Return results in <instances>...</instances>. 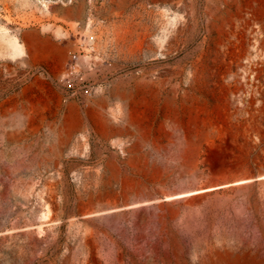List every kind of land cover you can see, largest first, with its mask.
I'll return each mask as SVG.
<instances>
[{"label":"rangeland","instance_id":"1","mask_svg":"<svg viewBox=\"0 0 264 264\" xmlns=\"http://www.w3.org/2000/svg\"><path fill=\"white\" fill-rule=\"evenodd\" d=\"M72 1L0 0V264H264V176L217 186L244 176L227 163L264 139V0H88L83 25L55 10ZM31 28L64 57L16 54ZM80 43L98 57L93 77L109 82L87 104L59 83ZM114 82L123 97L110 95ZM102 97L59 150L67 104L84 116ZM200 124L216 131L199 152L211 173L174 215L123 206L89 216L75 202L100 187L109 149L123 155L136 134L182 148L174 129Z\"/></svg>","mask_w":264,"mask_h":264},{"label":"water","instance_id":"2","mask_svg":"<svg viewBox=\"0 0 264 264\" xmlns=\"http://www.w3.org/2000/svg\"><path fill=\"white\" fill-rule=\"evenodd\" d=\"M55 10L60 14H68L81 17L83 21L87 19L88 0H73L69 5H59ZM28 31H35L41 37H48L42 35L39 29L31 28L20 32V39L23 34ZM50 39V38H49ZM137 77V75H136ZM240 100V96L235 98V102ZM115 126L123 127L124 119L121 122L111 121ZM182 140L183 146L191 141L194 145L193 154L190 158H185L182 148H174L167 150L158 146L145 137L140 135L134 136L133 142L124 148V154L120 155L117 151L109 149V155L102 162V175L100 187L97 190H89L86 194H80L75 198V202L83 208L93 205L113 204L114 200L122 202L124 198L123 189L118 187L116 182L113 189H108L105 177L106 160L113 158L115 166L123 175L125 173L132 174L136 181V194L133 199L141 201L144 199L165 198L166 196H178L190 194L203 190L201 180L208 175L207 170L199 164V152L203 142L216 134L212 126L200 124L194 127L189 133H186L180 127L174 129ZM136 142V171L131 166V158L133 157L132 148ZM62 150L65 153L66 148ZM264 148V139L259 144L254 145V153L256 157H260V150ZM262 157V156H261ZM264 176V166H261L253 173H246L239 178H229L224 183L217 186L230 185L232 183L251 180L250 185L259 183V179Z\"/></svg>","mask_w":264,"mask_h":264},{"label":"bare ground","instance_id":"3","mask_svg":"<svg viewBox=\"0 0 264 264\" xmlns=\"http://www.w3.org/2000/svg\"><path fill=\"white\" fill-rule=\"evenodd\" d=\"M61 15H63V17L66 19L73 20V21L74 20L79 21L81 25H83L84 22H86V21H83L81 17L77 14L75 16L68 15V14H61ZM45 38H48V37H41L35 31H28L22 36V40L24 44H19L15 49V53L19 55H25V52H27V56L32 57L42 51H51V52L57 53L61 58H63L64 51L61 50L55 44L51 43L49 41L50 40L49 38H48L49 40ZM122 85L123 83L114 82L110 90V95L123 97L125 93H124V90L122 89ZM108 100H109V97H102L94 101L92 105L90 106L91 110L89 109L86 110L84 113L85 114L84 116L80 114L81 112L78 111L74 103H68L66 106V114L64 117V125L66 129L62 133L63 138L59 137L58 139V146H57L58 149L60 150L62 144H65L69 134L75 131L76 129H78L80 124L83 122L84 117H88L91 111L94 112L95 110L103 109L104 104L107 103ZM128 123L134 129L137 128L136 122L132 118H129ZM103 125L105 127L104 131L105 132L108 131V128L110 127L108 126V124H106L105 120H104ZM134 145L132 148V152L134 155L130 160L131 166H133L134 168L132 172L136 171V150H134ZM182 149H183V152H182L183 155L185 151H192L193 153L194 145L191 141H189L187 142V144H184ZM108 175L110 176V178L108 177ZM105 177H106L107 187L109 190L113 189L116 182H118V187L123 189L124 191L123 201L118 202L117 200H114L113 204H110V205L93 204V205L87 206L85 208L89 210L87 214L89 216L112 213L114 211L120 210V208L123 206H125L124 207L125 209L126 208H136L138 211L142 210V209H139L142 206H149L148 208H152L155 210L160 209V208H165L168 210L169 214L174 215L176 213V209L172 208L171 206H174L177 199L184 198L190 195H194L196 193H200V191L202 192V190H199L197 192H193V193L185 194V195L168 196L167 201H164V202H160V201L149 202V201L156 200L159 198L152 199V200L144 199L141 201H136L135 199H133V195L136 194V181L133 175L128 174V173H125L122 175L120 171L117 170L113 158L108 159V161L106 162ZM247 181L249 180H245L240 183H245ZM204 190L205 189H203V191ZM155 203H160V204L154 205ZM144 211L147 212L148 210L145 209Z\"/></svg>","mask_w":264,"mask_h":264},{"label":"built area","instance_id":"4","mask_svg":"<svg viewBox=\"0 0 264 264\" xmlns=\"http://www.w3.org/2000/svg\"><path fill=\"white\" fill-rule=\"evenodd\" d=\"M97 58L80 43L78 50L69 53L59 76V83L67 93L84 104L107 91L108 81L93 77L98 70Z\"/></svg>","mask_w":264,"mask_h":264},{"label":"trees","instance_id":"5","mask_svg":"<svg viewBox=\"0 0 264 264\" xmlns=\"http://www.w3.org/2000/svg\"><path fill=\"white\" fill-rule=\"evenodd\" d=\"M201 166L206 168L210 173L211 171L207 168L209 165L207 162H202ZM261 166H264V158L261 161H257L256 154L253 152L251 155L245 159H236L226 165V174H244V173H253L257 171Z\"/></svg>","mask_w":264,"mask_h":264}]
</instances>
